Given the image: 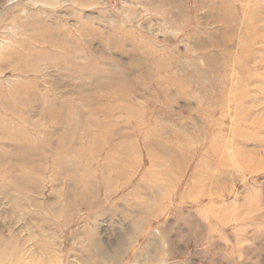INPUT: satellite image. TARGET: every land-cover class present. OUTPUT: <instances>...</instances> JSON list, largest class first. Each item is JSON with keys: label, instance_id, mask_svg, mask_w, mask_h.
I'll list each match as a JSON object with an SVG mask.
<instances>
[{"label": "rangeland", "instance_id": "obj_1", "mask_svg": "<svg viewBox=\"0 0 264 264\" xmlns=\"http://www.w3.org/2000/svg\"><path fill=\"white\" fill-rule=\"evenodd\" d=\"M74 126L95 158L63 171ZM0 238V264H264V0H0Z\"/></svg>", "mask_w": 264, "mask_h": 264}, {"label": "bare ground", "instance_id": "obj_2", "mask_svg": "<svg viewBox=\"0 0 264 264\" xmlns=\"http://www.w3.org/2000/svg\"><path fill=\"white\" fill-rule=\"evenodd\" d=\"M250 16V15H249ZM248 30H246V35H245V37H244V41H245V44L247 45V43L249 44V40H250V38H251V32H250V30H249V32H247ZM35 38H37L38 36L37 35H35L34 36ZM177 61V60H176ZM164 63V62H163ZM58 64V63H57ZM59 65V64H58ZM162 65H164V64H162V62H158L157 63V67H159V68H162ZM180 69V68H179ZM141 79H142V76L140 75L139 76ZM169 79V78H168ZM133 82H135V80H134V78H131V79H129V78H127V79H124V82H120V85L122 86V87H124V88H126V89H129L130 88V86H133ZM158 84H159V86L161 87V88H163V89H165V87H166V83L165 82H158ZM132 90V89H131ZM167 90V89H166ZM152 96H153V94H152ZM123 97V96H122ZM123 98H125V97H123ZM152 99L154 100L155 99V101L157 100V97L156 96H153L152 97ZM166 101H169V99H168V97H167V100ZM47 103H48V105H47V107H49V108H51V109H53L55 106H56V104H57V100L55 99V98H50V99H48L47 100ZM51 109H49V115H47V120L49 121V120H52V119H57V117H56V115H54L53 114V112H52V110ZM26 111V110H25ZM24 111V112H25ZM73 112V111H72ZM71 111H70V113H69V115L67 116V119H69V121L70 120H72L73 119V117L75 116V114L76 113H72ZM106 113H109V114H111V109L110 108H108V110L106 111ZM102 114H103V112H102ZM109 119L107 120L106 119V121L107 122H104V120H96L94 123H95V125H96V127L102 132V133H104V135L105 134H107L108 135V137H111L112 138V135H114L115 134V125H114V121H112V120H110V117L109 116H107ZM75 118V117H74ZM54 122V121H53ZM117 127V126H116ZM47 132V131H46ZM67 134H65V136L66 137H68L69 139H63V140H60V138H57V141H56V145H55V148H53L52 149V158H53V164H57L56 166L57 167H63L64 168V170L63 171H65V168H66V166L68 165V167H70V164L68 163V161H61L62 160V155H64L65 156V158H68V157H78V158H81L82 157V155H83V157H89V156H92V158H95V156H93V155H87V153H85V152H90V147H92V145L94 146L95 145V143L96 142H93L92 140H93V137H92V135H88L87 134V140H88V142H90L88 145H86V146H79V145H76V146H74V147H72V146H70V144H68V140L69 141H71L73 138H74V135H76V126H74L72 129H71V131L68 129L67 130V132H66ZM158 133V132H157ZM71 135H73V136H71ZM48 136H49V133L47 132V133H45V136H44V138H43V140H42V146L43 145H45L46 143H48L47 141L49 140L48 139ZM54 139V138H53ZM45 140V141H44ZM45 144H44V143ZM42 146H41V144H39L37 147L36 146H34L33 147V145H31V144H29V143H27L26 145H21L19 148L21 149V150H23V152L25 151H27L28 152V150H32V153H34V152H36L37 154H39V156H45V154H43L42 152H40L41 150H42ZM162 147V146H161ZM81 148H83V149H85V152L81 149ZM116 148H117V146H116ZM126 148H127V153L126 154H128V153H130V152H132V146H126ZM157 148V147H156ZM165 148V147H164ZM87 149V150H86ZM112 149L114 150L115 148L113 147V146H111V150H110V152H109V154H108V158L112 155V153H111V151H112ZM83 152L85 153V154H83ZM82 154V155H81ZM82 157V158H83ZM87 157V158H88ZM125 159H126V157H125ZM92 160V159H91ZM36 164V163H35ZM66 165V166H65ZM39 168L40 167H42V166H38ZM78 168V167H77ZM91 167L88 165V166H81V169L83 170V172L85 173V174H83V178L82 179H84L85 181H86V184L87 185H89L90 183H91V181H92V176H94V172L92 171V169H90ZM66 170H67V168H66ZM81 194H82V196L85 198V199H87V195H88V193H87V190H81V192H80ZM140 224V223H139ZM139 224L137 225V223H136V226H138L139 227ZM135 226V227H136ZM0 242H1V238H0ZM3 242V241H2ZM5 244V243H4ZM5 246V245H4ZM4 247H3V245H2V243H0V252L2 251V250H4L3 249ZM11 252H13V251H11ZM14 259V258H13ZM15 260V259H14Z\"/></svg>", "mask_w": 264, "mask_h": 264}]
</instances>
